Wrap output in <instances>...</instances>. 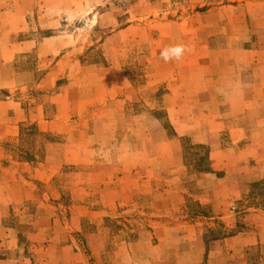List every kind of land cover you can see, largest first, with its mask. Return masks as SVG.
<instances>
[{
    "label": "crops",
    "instance_id": "obj_1",
    "mask_svg": "<svg viewBox=\"0 0 264 264\" xmlns=\"http://www.w3.org/2000/svg\"><path fill=\"white\" fill-rule=\"evenodd\" d=\"M11 1L0 0V11H2L0 13L7 14L17 11L22 19L20 22L13 23L10 19L0 21V53L2 54L0 58L4 61L13 60L17 55L30 53L39 49L43 44L56 45L46 54L53 53L57 56L62 54L60 60L67 59V61L63 64L59 60L52 63L44 78L46 83L41 80L39 87L52 89L57 82L64 80L65 82L59 86V93L51 98L55 104L54 115L44 116L46 108L43 103H40L36 106L33 120L41 132L55 135L67 134L64 139L70 141V131L73 130L74 135L78 133L82 141L81 144H73L71 150L70 143L49 144L43 162H37L35 166L33 162H29L30 164L22 161L13 162L15 167L12 172L15 173L18 170L19 177H25V175L28 177L29 172L34 175L33 180L38 184H48L51 178L66 165L94 164L89 185L102 184L106 179L115 176L114 174L119 180L114 190L100 194L101 200L107 194H109L107 198L110 197L107 199L108 205L102 203L100 209L114 207L120 198L131 200L134 190L140 186L139 182L143 181L144 177L149 176L147 181H150L156 176L163 175L161 183L155 184L156 193L160 192L150 201V209L154 210L153 215L157 218H173L185 203L184 192L173 191V187L182 183L185 173L178 138L188 133L192 128V123L206 125L205 131L198 132L196 140L200 144L209 146L210 171L204 173L201 180L207 195L204 196L205 199L198 197L196 200L201 204L207 202L212 214L208 216L181 214L183 218L190 221L188 232L183 235L188 239L191 236L194 238V242L185 247L186 253H189L187 259L190 261L188 262L198 264L205 258L209 264H263L253 263L249 252L252 249L259 250L264 247V212L249 209L244 218L242 230L227 235L223 239L212 241L209 249L204 243L202 221L230 218L231 215L224 216L222 212L238 201L242 194L247 193L249 186L242 181L249 184L264 178V119L261 118L264 115V0H226V2L207 4L205 12L209 24L206 26L211 29V32L206 36L205 42L223 44L218 51H212L215 56L226 58L230 65L222 73L219 72L220 70H215L214 66L208 67V61L212 60L213 55L207 52L205 55L199 52L193 55L195 57L194 72L193 74L190 72L188 76L182 75V69L179 67L176 71L166 66L160 69L154 66V61L159 60L161 56L154 51L150 52L148 75L155 79L151 84L166 83L167 93L163 98L162 106L166 109L168 120L173 125L176 137L159 144L158 153L152 155L148 163L152 168L146 170L137 167L123 170L120 164L121 159L99 160L103 159L104 155L103 151L98 148V144L116 141L117 125L126 116L127 103L131 98L126 93L133 92L124 71L116 65L109 68L83 67L82 70L90 71L91 75L98 77L97 80L100 81L98 87L96 84L71 83L70 60L76 58L74 48L77 46L84 48L86 44H89L88 37L84 35L79 41V37L72 34L66 37L70 38V44L63 47L59 45L65 40L61 35L55 34L40 39L33 36L18 38L29 29L27 14L30 10H36L37 1L42 0H30V2H35L34 9L28 7V0L14 1L13 7ZM160 7L161 5L157 2L139 0L132 6L129 13L130 16L133 15L130 22L140 20L146 15L156 14ZM40 8L32 30L55 31L59 29L61 27L60 16L64 11ZM89 8L90 5H86L85 0H70V20L86 13ZM179 24L181 26L184 23L179 22ZM194 24L197 36L200 30L202 32V22L200 27L197 26L198 21ZM132 29H135L132 24L127 25L114 31L102 41H98L99 47H102L105 52L106 59L110 58L108 49L109 51L114 50L115 60L121 58L118 52L130 42ZM178 36L181 37L180 33ZM134 38L133 36L132 39ZM163 38L164 36L152 35L146 42L151 41L155 44ZM110 73H113L114 79L105 77ZM16 89L17 87L12 84L0 85V141L3 142L17 138L20 123L27 120L29 116L22 103L13 97ZM70 125L73 126L70 128ZM3 145L0 143V155L5 151ZM61 148H68L66 149L67 154L62 157L54 155L53 152ZM69 154L73 160L66 161ZM165 156L168 159L172 157L174 163L158 162L166 158ZM1 167L0 164V170L9 172L8 169ZM50 169L52 171L48 174V178L43 179L42 173ZM109 182L110 180H107L106 184ZM10 185L8 181H0V223L9 215V206L12 201L35 200L33 193L25 188V183L14 184L12 189ZM6 191L13 192V196L5 194ZM15 193L20 196V199H12L15 198ZM102 212L104 214L107 210H102ZM173 229L172 227L164 228L163 234ZM161 230L158 229L157 232ZM9 237V229L0 227V254L11 250V245L8 247L5 245ZM12 242H14L12 249L19 252V258H10L3 254L0 256V264H20L23 261L21 260L22 250L17 245L18 239L12 238ZM130 247L128 251L126 250L127 253L129 252L127 254L128 264H170V258L165 252L167 245L163 239L150 248L145 247L152 253L142 259L134 258L133 252L142 250L144 247L139 243L131 244Z\"/></svg>",
    "mask_w": 264,
    "mask_h": 264
},
{
    "label": "rangeland",
    "instance_id": "obj_2",
    "mask_svg": "<svg viewBox=\"0 0 264 264\" xmlns=\"http://www.w3.org/2000/svg\"><path fill=\"white\" fill-rule=\"evenodd\" d=\"M14 1L18 0L11 1L12 7ZM138 1L85 0V4L90 5L88 11L79 17L71 18V20L70 0L37 1L36 10H30V15L27 14V21L30 23L29 29L18 37L33 36L40 39L55 34L61 35L65 40L63 44H59L60 47L70 44V38L66 37H70L72 34L79 37V41L83 39L84 35L88 37L89 44H86L84 48L78 46L74 48L76 58L70 60L71 83L96 84L98 87V83H100L97 80L98 77L91 75L90 71L82 70L83 67L109 68L116 65L124 71L125 77L133 88V92L126 93L131 97L127 103L126 116L117 125L116 141L98 144V148L103 151L104 155L103 159H98L107 161L121 159L120 164H122L123 170L130 167L144 168L145 170L152 168L148 163L150 158L152 159V155L158 153L159 144L176 137L173 125L168 120L166 109L162 106L163 98L167 93L166 83L151 84L155 79L148 75L150 66L148 56L151 51L160 54L162 49L167 46L177 43L186 45L187 51L181 59L165 62L160 57L159 60L154 61V66H158L159 69L166 66L176 69V71L179 67L182 69V75L186 74L187 76L190 72L192 74L194 72L195 57L193 55L196 52L204 55L207 52L211 56L213 55L212 60L208 61V67L214 66L215 70H220V73L230 66L226 58L215 56L212 52L218 51L223 47V44H207L205 42L206 36L211 32V29L206 26L209 24L205 12L207 4L226 2V0H146L159 3L160 10L156 14L146 15L131 23L133 15L130 16L129 13L132 6ZM27 5L34 9L35 2L28 0ZM40 7L46 10L64 11L60 16L61 27L59 29L55 31L32 30ZM4 19H10L13 23L20 22L22 17H19L17 11L7 14L0 13V21ZM196 21H198V27L202 22V32L200 30L197 36L194 30ZM179 22L184 24L180 26ZM164 23L170 24L165 25ZM131 24L135 29L130 32L132 34L130 42L118 52L121 58L115 60L114 50L109 51L108 49L110 58L106 59L105 52L102 47H99L98 41H102L114 31ZM178 33L181 35L180 38ZM152 35L155 37L160 35L164 38L155 44L151 41L147 43L148 37ZM55 47L56 45L43 44L39 49L17 55L13 60L4 61L0 58V85L12 84L17 87L13 97L22 103L26 114L29 115L27 120L20 123L17 138L6 142L0 141L2 145L4 143L2 147L5 149L0 155L1 168L9 170V172L0 170V181H8L9 185L25 183V188L35 197V200L26 202H11L9 215L0 223V227L8 228L10 232V237L5 245L6 247L11 245V250H6L3 254L10 258H19V252L12 249V245H14L12 238L14 240L19 238L17 245L22 250L21 260H23L20 264H128L127 254L129 252L127 253V251L131 244L139 243L144 247L142 250L133 252L134 258L142 259L151 251L145 247L149 246L150 248L163 239L167 245L165 252L170 258V264H190L188 262L190 260L187 259L189 253H186L185 247L193 243L194 238L191 236L188 239L183 235V233L187 234L190 221L183 218L182 215L186 213L191 216L212 214L211 207L207 202L201 204L196 200L198 197L205 199L204 196L207 195L201 180L202 175L210 171L209 146L200 144L196 140L198 132L205 131L206 125L192 123V128L188 133L178 138L185 173L182 183L179 184L180 187L179 185L173 187V191H183L185 203L173 218H157L153 215L154 210L150 209V201L160 192L156 193L155 184L161 183L163 175L156 176L150 181H147L149 176L144 177L143 181L139 182L140 186L134 190L131 200L120 198L114 207L100 209L102 203L108 205L107 199H110V197L107 198L109 195L107 194L102 198L103 201H106L103 202L100 194L114 190L119 180L114 174L115 176L106 179L102 184L92 183L89 185L94 164L66 165L51 178L48 184L35 182L32 173L28 172V177L26 175L19 177L18 170L15 173L12 172L15 167L13 162L22 161L18 157L25 155L32 157V161L22 162H28V164L33 162V166H35V163L45 160L49 144L70 143L71 150L73 144L82 142L78 133L74 135L73 130L70 131L72 135H70V141L64 139L67 134L55 135L41 132L33 120L36 106L40 103H43L46 108L44 116L54 115L55 104L51 98L59 93V86L65 82V80L57 82L52 89L39 87L41 80L46 83L44 78L52 63L59 60L63 64L67 61V59L60 60L62 54L58 56L53 53L46 54ZM211 63L213 64L211 65ZM190 69L192 70L190 71ZM113 76V73H110L105 77L114 79ZM80 93L82 92L80 91ZM261 118L264 119V115ZM33 126L39 133L46 136L36 133L32 129ZM71 126L73 125H70V128ZM66 149L68 148H61L53 153L62 157L67 154ZM165 157L158 162L174 163L172 157L170 159ZM70 160L73 158L69 154L66 161ZM91 160L93 159L91 158ZM50 171L52 170L42 173L43 179L48 178ZM107 180H110L108 184H106ZM242 182L249 186L247 193L242 194L238 201L222 212L224 216L231 215L230 218L202 221L206 248L209 249L210 243L216 239H223L227 235L240 232L244 227V218L249 209L264 212V178L249 184L244 180ZM12 185H10L11 189ZM12 193L5 192L10 197L13 196ZM14 197L12 198L14 200L20 199L16 193ZM102 210H107V212L102 214ZM171 227L174 229L163 234L164 228ZM176 227L178 228L175 229ZM158 229H162L161 232H157ZM3 254L1 253L0 256ZM249 255L253 263L264 264V247L259 250L252 249ZM198 264L209 263L204 258Z\"/></svg>",
    "mask_w": 264,
    "mask_h": 264
},
{
    "label": "clouds",
    "instance_id": "obj_3",
    "mask_svg": "<svg viewBox=\"0 0 264 264\" xmlns=\"http://www.w3.org/2000/svg\"><path fill=\"white\" fill-rule=\"evenodd\" d=\"M186 51V45L177 43L163 48L160 52V56L165 62H169L171 60L181 59Z\"/></svg>",
    "mask_w": 264,
    "mask_h": 264
},
{
    "label": "trees",
    "instance_id": "obj_4",
    "mask_svg": "<svg viewBox=\"0 0 264 264\" xmlns=\"http://www.w3.org/2000/svg\"><path fill=\"white\" fill-rule=\"evenodd\" d=\"M32 129L34 130V131H36V133H38L39 135H44V136H46L45 134H42V133H39L38 131H37V128L35 127V126H33L32 127ZM21 130V129H20ZM26 156V155H25ZM21 156V157H18V159L19 160H22V161H32V157H28V156ZM19 239V238H18Z\"/></svg>",
    "mask_w": 264,
    "mask_h": 264
}]
</instances>
